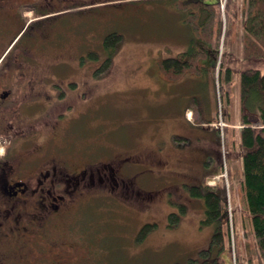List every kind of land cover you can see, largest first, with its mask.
I'll return each mask as SVG.
<instances>
[{
    "label": "rangeland",
    "instance_id": "374dc122",
    "mask_svg": "<svg viewBox=\"0 0 264 264\" xmlns=\"http://www.w3.org/2000/svg\"><path fill=\"white\" fill-rule=\"evenodd\" d=\"M99 1H87L86 22L80 25L76 15L72 16L74 11L47 20L49 26H43L45 35L51 33L55 47L58 43V47L62 45L66 50L34 51L42 65L33 64L32 73L44 77L39 90L43 99L46 94L55 97L51 83L46 85V77L73 82L70 96L75 99L74 109L61 121L66 135L64 146L72 150V155L96 147L94 150L98 152L90 154L104 160L113 153L111 147H118L116 151L124 154L134 149L133 193L101 194L85 189V195H76V201L64 204L67 205L57 219L49 220L51 234L47 233L43 239L52 250L43 253L51 256L36 259L38 251L31 240L27 241L23 262L14 258H7L9 263L5 261L11 257L7 251L2 256L0 253V264H48L54 254L49 264H171L195 255L208 244L214 229L213 224L201 222L203 200L190 195L189 186L197 184L220 185L225 190L222 207L229 234L221 255L222 264H256L259 255L245 212L241 184L235 83L241 69H263L264 59L242 60L240 47L235 45L232 49L231 45L223 44L222 37L214 57L207 51L205 41L195 39L197 46L206 47L201 64L210 68L215 63L214 79L209 68L204 76L190 72L167 79L158 62L176 56L191 40L188 26L181 21V12L168 0H117L116 4ZM83 24H87L90 54L85 55L81 68L69 56V49L83 34L86 36ZM111 31L118 33L120 39L108 50L102 41ZM48 47L51 46L42 49ZM74 48L78 47L74 44ZM108 56L110 65L95 74L94 70ZM221 60L232 67L234 82L226 85L218 82ZM225 91L229 100L223 95ZM193 101H201L203 116L212 122L197 121L189 106ZM227 109L234 118L229 123L224 118ZM53 117L54 114L48 113L40 118L45 125ZM47 130L43 129L44 140L49 135ZM181 205L184 213H180ZM171 212H179L178 222L172 225L168 223ZM145 222L156 226L143 241L136 243L134 237ZM107 224L112 227L108 229ZM16 235L28 237L19 231ZM89 236L93 239L101 236L107 245L119 242L118 247L101 251L91 245L94 249L90 253Z\"/></svg>",
    "mask_w": 264,
    "mask_h": 264
},
{
    "label": "flooded vegetation",
    "instance_id": "af4514ba",
    "mask_svg": "<svg viewBox=\"0 0 264 264\" xmlns=\"http://www.w3.org/2000/svg\"><path fill=\"white\" fill-rule=\"evenodd\" d=\"M87 1L0 0V245L5 249L0 253L2 256L9 251L11 256L5 261L14 258L23 262L27 241L31 240L38 251L36 259L51 256L43 253L52 250L43 239L46 231H51L49 220L57 219L67 205L64 204L76 201V195H85V189L128 195L134 187V149L124 154L116 151L118 147H111L113 153L100 160L97 154H90L98 152L94 150L96 147L79 150L82 153L78 156L65 148L61 121L74 109L75 99L70 96L73 82L46 77V85L51 83L55 97L46 94L43 99L39 90L44 77L32 73L33 64L42 65L34 51L66 50L62 45L58 47V43L55 47L51 33L45 35L43 26H49L47 20L74 11L72 16L80 20L79 25L85 23V6L90 2ZM87 30V24H83L82 31ZM89 44L86 33L70 46L69 56L81 68L85 55L90 54ZM42 46L51 47L42 49ZM48 113L54 117L44 125L40 117ZM43 129L49 130L45 140L41 138ZM192 186L199 184L189 188ZM17 231L28 237H19Z\"/></svg>",
    "mask_w": 264,
    "mask_h": 264
},
{
    "label": "trees",
    "instance_id": "16d2710c",
    "mask_svg": "<svg viewBox=\"0 0 264 264\" xmlns=\"http://www.w3.org/2000/svg\"><path fill=\"white\" fill-rule=\"evenodd\" d=\"M168 1L181 12V21L188 26L191 40L187 48L176 56L165 57L158 62L159 69L165 78L177 79L182 74L190 72L199 76L205 75L209 67L201 64L200 58L205 55L204 48L206 47L197 46L195 39L205 41L208 45L207 51L213 53L214 57L218 54L222 37L223 44L231 45L232 49L235 45L237 48L240 47L242 60L264 59V0H224L223 3V0ZM119 39L120 35L111 31L105 34L102 42L106 49L111 50ZM104 60L103 64L94 70L95 74L102 72L110 65L111 58L109 56ZM209 69L214 79L215 63ZM233 75L232 67L221 60L218 69V82L225 85L234 82L231 81ZM236 78V107L239 111L236 114L240 124L237 135L240 147L243 199L254 244L259 255L256 264H264V68L241 69ZM224 94L229 100L228 92L225 91ZM189 106L192 108V115H197V121H213L203 116L201 101L198 103L193 101ZM224 118L226 123L234 119L228 109L224 112ZM189 192L191 196L203 200L204 217L201 222L213 224L214 229L205 247L197 250L195 255L173 261L171 264H222L221 255L225 252L229 234L226 211L222 207L223 196H225L224 187L220 185L211 187L203 184L198 187H190ZM183 207V205L180 206V213H184ZM178 213L168 214L170 225L178 222ZM107 225L108 229L112 227ZM155 226L156 224L153 222L143 223L134 237L135 242L143 241ZM85 230L87 229L85 228ZM46 233L51 234L48 230ZM88 240L90 253L94 248H99L101 251L111 250L113 247H118L119 243L112 242L107 245L101 236L96 239L89 236Z\"/></svg>",
    "mask_w": 264,
    "mask_h": 264
},
{
    "label": "bare ground",
    "instance_id": "6f19581e",
    "mask_svg": "<svg viewBox=\"0 0 264 264\" xmlns=\"http://www.w3.org/2000/svg\"><path fill=\"white\" fill-rule=\"evenodd\" d=\"M239 52V51H238ZM204 57V56H203ZM220 64V63H219ZM190 109V108H189ZM254 120V119H253ZM257 123V122H256ZM224 126V125H223ZM223 129V128H222ZM226 164V163H225ZM223 171V170H222ZM224 182V181H223ZM209 186V185H208ZM212 187V186H211ZM188 188V187H187Z\"/></svg>",
    "mask_w": 264,
    "mask_h": 264
},
{
    "label": "built area",
    "instance_id": "2783aa9c",
    "mask_svg": "<svg viewBox=\"0 0 264 264\" xmlns=\"http://www.w3.org/2000/svg\"><path fill=\"white\" fill-rule=\"evenodd\" d=\"M216 177H218V176H216Z\"/></svg>",
    "mask_w": 264,
    "mask_h": 264
},
{
    "label": "crops",
    "instance_id": "0c3cea01",
    "mask_svg": "<svg viewBox=\"0 0 264 264\" xmlns=\"http://www.w3.org/2000/svg\"><path fill=\"white\" fill-rule=\"evenodd\" d=\"M217 172V171H216Z\"/></svg>",
    "mask_w": 264,
    "mask_h": 264
}]
</instances>
